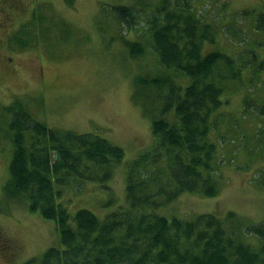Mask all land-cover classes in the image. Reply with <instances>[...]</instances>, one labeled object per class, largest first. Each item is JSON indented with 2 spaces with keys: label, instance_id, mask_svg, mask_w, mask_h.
Masks as SVG:
<instances>
[{
  "label": "rangeland",
  "instance_id": "obj_1",
  "mask_svg": "<svg viewBox=\"0 0 264 264\" xmlns=\"http://www.w3.org/2000/svg\"><path fill=\"white\" fill-rule=\"evenodd\" d=\"M159 3L0 0V264H24L58 242L52 220L30 212L26 200L14 197L11 188L4 190L12 156L5 131L6 105L22 101L33 118L49 127L92 132L123 149L122 160L112 166L105 181L97 179L96 169L95 179L67 175L64 183L53 181L60 191L56 200L70 215L86 208L103 218L124 202L132 169L133 174L144 173L143 179L152 175L156 141L151 120L159 115V101L154 90L139 89L136 100L132 93L137 76L161 73L143 27ZM120 4L139 8L140 16L130 26L119 22L111 10ZM191 5L216 29L215 44L205 45L234 55L245 66L241 79L224 84L226 102L211 117L216 125L210 136L217 147L213 173L217 193L183 192L154 211L181 218L213 213L222 219L233 211L238 218L236 239L258 249L260 239L239 226L264 222V114L259 112L264 105V68L250 66L251 56L244 49L254 48L262 58L264 43L257 44L263 37L253 29L254 13L245 16L241 10H263L264 0H191ZM134 40L145 47L138 57H132L127 46ZM173 77L186 81L180 73ZM230 227L227 222V230Z\"/></svg>",
  "mask_w": 264,
  "mask_h": 264
},
{
  "label": "trees",
  "instance_id": "obj_2",
  "mask_svg": "<svg viewBox=\"0 0 264 264\" xmlns=\"http://www.w3.org/2000/svg\"><path fill=\"white\" fill-rule=\"evenodd\" d=\"M110 7L118 21L128 26L140 16L133 5ZM241 11L245 16L254 13L253 29L262 35L257 43L262 46L264 9ZM153 14L143 27L161 73L137 76L132 98L136 100L142 88L154 90L159 101V115L151 120L155 169L147 179L132 169L124 202L103 218L86 208L70 215L57 202L60 191L53 181L64 183L67 175L95 179L94 169L100 173H95L97 179L105 181L112 166L122 160L123 149L92 132L49 127L33 118L22 101L4 107L5 131L12 145L4 190L11 188L14 197L26 200L30 212L52 220L58 238L56 245L24 264H264V222L238 228L260 239L256 249L236 239L238 218L233 211L224 219L213 213L181 218L154 211L183 192L217 193L213 174L217 147L210 136L216 125L211 117L226 102L224 84L241 79L245 63L241 66L234 55L205 45L215 44L216 29L193 11L191 0H160ZM127 46L132 57L145 50L139 40ZM244 50L251 56L250 66L258 71L264 68L263 55L258 58L254 48ZM178 73L185 83L173 77ZM259 112L264 114V105ZM156 195L163 199L157 200Z\"/></svg>",
  "mask_w": 264,
  "mask_h": 264
},
{
  "label": "water",
  "instance_id": "obj_3",
  "mask_svg": "<svg viewBox=\"0 0 264 264\" xmlns=\"http://www.w3.org/2000/svg\"><path fill=\"white\" fill-rule=\"evenodd\" d=\"M57 154H55V156H56Z\"/></svg>",
  "mask_w": 264,
  "mask_h": 264
}]
</instances>
